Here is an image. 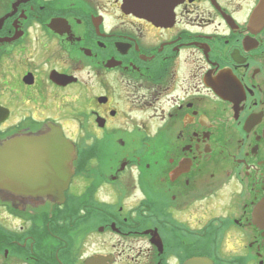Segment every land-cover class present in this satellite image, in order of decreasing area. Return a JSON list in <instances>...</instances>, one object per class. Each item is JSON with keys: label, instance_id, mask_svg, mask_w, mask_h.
<instances>
[{"label": "flooded vegetation", "instance_id": "flooded-vegetation-1", "mask_svg": "<svg viewBox=\"0 0 264 264\" xmlns=\"http://www.w3.org/2000/svg\"><path fill=\"white\" fill-rule=\"evenodd\" d=\"M49 126L74 173L0 197V264H264V0H0L5 186H56L10 142Z\"/></svg>", "mask_w": 264, "mask_h": 264}, {"label": "water", "instance_id": "water-1", "mask_svg": "<svg viewBox=\"0 0 264 264\" xmlns=\"http://www.w3.org/2000/svg\"><path fill=\"white\" fill-rule=\"evenodd\" d=\"M10 142L11 145L18 146V150L19 147L25 146L28 149L31 145L34 147L33 151L42 150L44 152L43 158L52 159V167H50V164L46 165V169H43L42 174L44 183H50V185L54 183L56 186H5L7 169H9L7 165L9 142H0V197L2 198L6 193H11L12 195H26L28 199L30 198L41 204L48 200L56 204L62 203L64 192L68 188L67 184L74 173L73 162L76 158L75 151L67 144L60 128L49 126L45 131L12 139ZM10 167L11 170L8 171L12 176V182L13 178L16 179L14 175L18 170L16 169L18 165L15 169L12 168V165ZM98 263L96 260L89 262V264ZM196 263L198 264V262H194V264Z\"/></svg>", "mask_w": 264, "mask_h": 264}, {"label": "rangeland", "instance_id": "rangeland-1", "mask_svg": "<svg viewBox=\"0 0 264 264\" xmlns=\"http://www.w3.org/2000/svg\"><path fill=\"white\" fill-rule=\"evenodd\" d=\"M94 241H93L92 245L86 250L88 255L94 253L96 250H98L100 248V240L94 239ZM96 241H97V243H96Z\"/></svg>", "mask_w": 264, "mask_h": 264}]
</instances>
